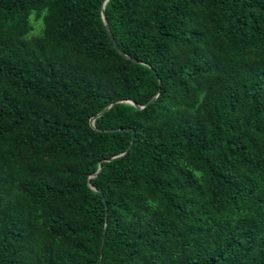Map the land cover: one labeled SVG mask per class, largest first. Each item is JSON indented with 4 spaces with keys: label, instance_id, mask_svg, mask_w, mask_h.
Wrapping results in <instances>:
<instances>
[{
    "label": "trees",
    "instance_id": "16d2710c",
    "mask_svg": "<svg viewBox=\"0 0 264 264\" xmlns=\"http://www.w3.org/2000/svg\"><path fill=\"white\" fill-rule=\"evenodd\" d=\"M104 1L0 0V264H264V0Z\"/></svg>",
    "mask_w": 264,
    "mask_h": 264
},
{
    "label": "water",
    "instance_id": "95a60500",
    "mask_svg": "<svg viewBox=\"0 0 264 264\" xmlns=\"http://www.w3.org/2000/svg\"><path fill=\"white\" fill-rule=\"evenodd\" d=\"M107 1H108V0H105L104 3H103L102 9H101V17H102V20H103V22H104V25H105V27H106V29H107V32H108V34H109V36H110V39H111V41L113 42L114 47L116 48V45L114 44V40H113V38H112V36H111V33H110V30H109V28H108V23H107V21H106V17H105V13H104V5H105V3H106ZM156 98H157V95H156V96L150 101L149 104L153 103V102L155 101ZM116 103H128V104L133 105L134 107H136V108L139 109V110L144 109V107L138 106V105H136V104H135L134 102H132V101H117ZM113 106H114V104L108 106L104 111H102L100 114H98L97 116H95L94 118L91 119V121H90V125H91V127H92L93 129H95V126H94V122H95V120L98 119L99 117H101V116H102L103 114H105L107 111H109ZM125 154H127V152L124 153V154H121V155H119V156H117V157H114V158L108 159V160H106V162H110V161H113L114 159H117V158L123 157ZM100 170H101V167H99V171H100ZM99 171H98V172H99ZM95 176H96V175H94V177H95ZM89 187H90L93 191H96V188H95L93 185L89 184ZM103 242H104V238H103V240H102V243H103Z\"/></svg>",
    "mask_w": 264,
    "mask_h": 264
},
{
    "label": "rangeland",
    "instance_id": "374dc122",
    "mask_svg": "<svg viewBox=\"0 0 264 264\" xmlns=\"http://www.w3.org/2000/svg\"><path fill=\"white\" fill-rule=\"evenodd\" d=\"M40 25H42V22H40ZM36 30L34 31V34L38 32V24H35Z\"/></svg>",
    "mask_w": 264,
    "mask_h": 264
}]
</instances>
